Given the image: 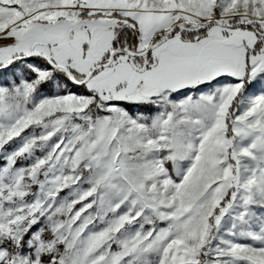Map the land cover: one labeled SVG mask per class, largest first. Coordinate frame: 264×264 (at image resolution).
I'll use <instances>...</instances> for the list:
<instances>
[{
	"label": "snow or ice",
	"instance_id": "obj_1",
	"mask_svg": "<svg viewBox=\"0 0 264 264\" xmlns=\"http://www.w3.org/2000/svg\"><path fill=\"white\" fill-rule=\"evenodd\" d=\"M0 264H264V0H0Z\"/></svg>",
	"mask_w": 264,
	"mask_h": 264
}]
</instances>
